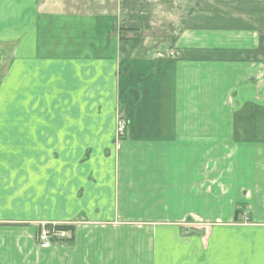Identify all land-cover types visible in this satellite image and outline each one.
<instances>
[{"label": "crops", "instance_id": "0c3cea01", "mask_svg": "<svg viewBox=\"0 0 264 264\" xmlns=\"http://www.w3.org/2000/svg\"><path fill=\"white\" fill-rule=\"evenodd\" d=\"M0 264H264V0H0Z\"/></svg>", "mask_w": 264, "mask_h": 264}, {"label": "built area", "instance_id": "2783aa9c", "mask_svg": "<svg viewBox=\"0 0 264 264\" xmlns=\"http://www.w3.org/2000/svg\"><path fill=\"white\" fill-rule=\"evenodd\" d=\"M127 132V124L125 120L117 118L115 125V142H121ZM118 144V143H117ZM65 225L57 223L42 224L38 235L36 237V243L40 250H49L57 242L66 240L68 238V232L63 229Z\"/></svg>", "mask_w": 264, "mask_h": 264}, {"label": "rangeland", "instance_id": "374dc122", "mask_svg": "<svg viewBox=\"0 0 264 264\" xmlns=\"http://www.w3.org/2000/svg\"><path fill=\"white\" fill-rule=\"evenodd\" d=\"M117 118H119V119H121V120H124L120 115H119ZM121 142H122V141H121ZM117 143H118V144H117ZM114 145L119 146V145H120V142H115V141H114Z\"/></svg>", "mask_w": 264, "mask_h": 264}, {"label": "trees", "instance_id": "16d2710c", "mask_svg": "<svg viewBox=\"0 0 264 264\" xmlns=\"http://www.w3.org/2000/svg\"><path fill=\"white\" fill-rule=\"evenodd\" d=\"M63 229H64L65 231H67V232H70V231H71V229H70L69 227H63Z\"/></svg>", "mask_w": 264, "mask_h": 264}]
</instances>
